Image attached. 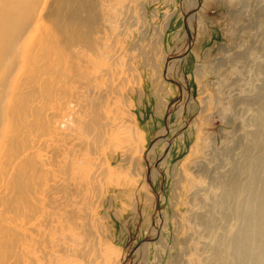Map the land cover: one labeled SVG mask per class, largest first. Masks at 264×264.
I'll return each mask as SVG.
<instances>
[{"label": "rangeland", "instance_id": "1", "mask_svg": "<svg viewBox=\"0 0 264 264\" xmlns=\"http://www.w3.org/2000/svg\"><path fill=\"white\" fill-rule=\"evenodd\" d=\"M87 3L107 61L81 98L103 118L74 160L79 215L54 230L59 264H217L238 224L222 194L264 152V0Z\"/></svg>", "mask_w": 264, "mask_h": 264}, {"label": "bare ground", "instance_id": "2", "mask_svg": "<svg viewBox=\"0 0 264 264\" xmlns=\"http://www.w3.org/2000/svg\"><path fill=\"white\" fill-rule=\"evenodd\" d=\"M99 20L87 0H0V264H30L21 256L33 249L31 264H59L65 252L55 231L79 215L74 160L103 118L81 98L107 61ZM244 168L246 182L222 194L223 206L238 202L226 209L238 224L217 240V264H264V152Z\"/></svg>", "mask_w": 264, "mask_h": 264}, {"label": "water", "instance_id": "3", "mask_svg": "<svg viewBox=\"0 0 264 264\" xmlns=\"http://www.w3.org/2000/svg\"><path fill=\"white\" fill-rule=\"evenodd\" d=\"M175 84L178 86V88H179V91H180V95L178 96V99H179V101L181 100V92H182V88H181V86L177 83V82H175ZM172 112V110H170V112L169 113H171ZM149 178H150V176H149ZM154 192H155V199H156V202H158L157 201V199H158V194H157V192L154 190ZM158 204L156 203V206H157Z\"/></svg>", "mask_w": 264, "mask_h": 264}]
</instances>
